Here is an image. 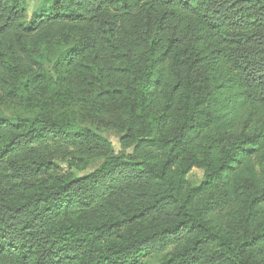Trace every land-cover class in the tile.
Instances as JSON below:
<instances>
[{"label": "trees", "instance_id": "trees-1", "mask_svg": "<svg viewBox=\"0 0 264 264\" xmlns=\"http://www.w3.org/2000/svg\"><path fill=\"white\" fill-rule=\"evenodd\" d=\"M27 12L0 0V264H264V0Z\"/></svg>", "mask_w": 264, "mask_h": 264}, {"label": "rangeland", "instance_id": "rangeland-1", "mask_svg": "<svg viewBox=\"0 0 264 264\" xmlns=\"http://www.w3.org/2000/svg\"><path fill=\"white\" fill-rule=\"evenodd\" d=\"M42 1L43 0H28V12H27L26 23H29L34 20V17L36 16L37 11L39 10L42 4ZM3 113L7 118L11 120H16V116L18 113H21V110L18 108H14L10 105H5L3 108ZM106 134L113 143L115 149L117 151H120L121 146L119 143V138H120L119 135L114 130H108ZM102 161H103L102 158L94 159V161L91 162V164L83 170H76L72 168L69 163H62L61 165L63 167V171L72 172L73 170L76 175H83L93 171ZM203 178H204V171L201 168H197V167L193 168L188 175V180L191 185H198L203 180Z\"/></svg>", "mask_w": 264, "mask_h": 264}]
</instances>
